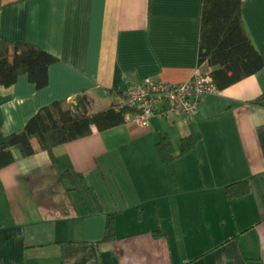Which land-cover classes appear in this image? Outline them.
<instances>
[{
    "label": "crops",
    "instance_id": "1",
    "mask_svg": "<svg viewBox=\"0 0 264 264\" xmlns=\"http://www.w3.org/2000/svg\"><path fill=\"white\" fill-rule=\"evenodd\" d=\"M200 11L201 0H0V40L58 58L41 87L26 73L0 85V141L53 100L93 113L120 101L128 81L210 71L197 61ZM241 13L264 60V0H242ZM262 92L264 64L203 96L190 117L93 127L55 145L54 161L11 146L0 168V264H264V103L253 102ZM160 133L195 143L165 163ZM240 179L248 193L228 199L223 187Z\"/></svg>",
    "mask_w": 264,
    "mask_h": 264
},
{
    "label": "trees",
    "instance_id": "2",
    "mask_svg": "<svg viewBox=\"0 0 264 264\" xmlns=\"http://www.w3.org/2000/svg\"><path fill=\"white\" fill-rule=\"evenodd\" d=\"M242 0H201L197 61L213 66L209 74L217 89H221L260 69L264 60L253 45L245 29ZM58 58L30 42L0 40V85L8 86L17 76L26 73L28 79L41 87L48 80V66ZM253 102L263 104L264 92ZM134 109H114L113 105L93 113L84 107L64 105V99H56L41 106L24 124L23 128L8 133L0 141V168L13 160L11 146H16L23 156L39 149L48 151L54 161L52 148L60 143L89 134L93 127L103 130L125 122ZM34 140L36 143H34ZM191 134L173 142L167 134L160 133L155 143L160 159L169 163L194 146ZM71 175L64 171L62 177ZM80 179L82 173H77ZM228 199L242 196L249 191L246 179L227 183L223 187ZM113 235V223L109 217L102 239Z\"/></svg>",
    "mask_w": 264,
    "mask_h": 264
},
{
    "label": "built area",
    "instance_id": "3",
    "mask_svg": "<svg viewBox=\"0 0 264 264\" xmlns=\"http://www.w3.org/2000/svg\"><path fill=\"white\" fill-rule=\"evenodd\" d=\"M217 91L208 71L197 68L184 82H166L145 76L139 81H128L120 101L114 109L130 107V118L145 124L154 114L192 116L203 96Z\"/></svg>",
    "mask_w": 264,
    "mask_h": 264
},
{
    "label": "rangeland",
    "instance_id": "4",
    "mask_svg": "<svg viewBox=\"0 0 264 264\" xmlns=\"http://www.w3.org/2000/svg\"><path fill=\"white\" fill-rule=\"evenodd\" d=\"M152 147V146H151ZM151 150H153V148H151Z\"/></svg>",
    "mask_w": 264,
    "mask_h": 264
}]
</instances>
